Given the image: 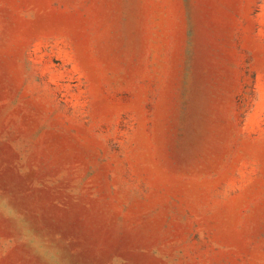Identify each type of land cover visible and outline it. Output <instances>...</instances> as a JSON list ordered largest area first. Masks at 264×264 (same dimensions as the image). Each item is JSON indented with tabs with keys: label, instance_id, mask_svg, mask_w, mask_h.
I'll return each mask as SVG.
<instances>
[{
	"label": "rangeland",
	"instance_id": "obj_1",
	"mask_svg": "<svg viewBox=\"0 0 264 264\" xmlns=\"http://www.w3.org/2000/svg\"><path fill=\"white\" fill-rule=\"evenodd\" d=\"M0 264H264V0H0Z\"/></svg>",
	"mask_w": 264,
	"mask_h": 264
}]
</instances>
